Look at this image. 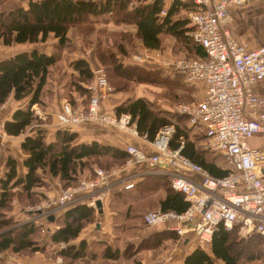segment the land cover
Here are the masks:
<instances>
[{
  "label": "trees",
  "instance_id": "obj_1",
  "mask_svg": "<svg viewBox=\"0 0 264 264\" xmlns=\"http://www.w3.org/2000/svg\"><path fill=\"white\" fill-rule=\"evenodd\" d=\"M130 1L27 0L26 4H22L20 0H0V44L32 45L44 41L51 34L57 38V47H62L69 39L70 29L74 28L83 39H88L87 37L95 32V23L109 19L112 16L110 13L114 12L118 19L133 22L137 28L135 34L130 31L104 30L102 34L105 43L102 46L99 33L102 29L97 30V56L106 70L108 82L114 90L127 89L130 83L127 80L151 82L162 87L161 94L170 97V92L180 85L179 79L176 75L172 77L166 75L164 69L157 63L153 64L154 68L147 67V64L151 63H131V50L135 47L133 38L137 37L148 48L164 50L170 47L176 54L204 57L203 47L190 36V28L186 25L187 17L172 18L177 6L186 10L187 5L174 0L161 16L159 13L162 0L149 2L141 0L140 3L128 7ZM165 34L172 37V44H163L162 38ZM184 49L191 53L183 54ZM117 53L120 54L119 57ZM69 66L71 71L63 69L60 53H47L36 46L18 49L0 57V107L9 98L16 100L27 98L25 105L15 108L11 117L3 124L5 133L24 135L21 150L25 154L23 164L26 172L23 176L18 175L16 157L7 149L4 169L0 175V252L10 250L18 256H23L33 254L37 250L46 251L47 243L41 241V224L32 218L16 222L11 216L5 215L4 211L11 209V199L14 196L22 202L33 200V195L42 196L34 188L43 183L44 174L58 177L60 182L67 186L74 183L79 174L89 168L92 162L109 169L114 164H123L128 157L124 149L97 140L78 141L76 132L68 127L58 128L54 138L46 140L44 128L36 124L40 118L31 107L38 103L45 108L48 102L47 90L52 78L55 77L54 73L58 74L57 78L65 90L62 95L65 94L70 100H73L72 91L79 94L88 93L85 84L93 76L89 62L84 58H75L69 62ZM124 111H128L135 119L138 133L146 134L149 139H153L158 129L168 122H173L176 126L171 139L172 146L176 145L180 135L187 136L188 128L184 115L158 109L143 96L129 97L115 106L114 113L120 114ZM182 152L192 161L200 163L212 175H222L227 171L225 167L215 166L214 161L207 159L212 155L210 151L195 149L193 141L185 140ZM152 177L158 178L148 183ZM160 184L165 189V195L156 194L161 209L182 211L186 207L187 202L182 193L171 187L168 174L162 173L160 176L147 174L118 196V201L127 205L126 211L129 212L127 221L121 225V230L132 232L130 221L142 219L144 213H137L136 209L129 206L127 192L141 185H148L152 189ZM93 217V207L79 202L71 204L59 215L61 223L50 233L49 244L73 239L89 221L93 220ZM164 232H153L150 237L140 240L135 246L127 238L124 250L117 245L113 250L106 246L105 255L115 260L116 264H140L142 250L149 245L152 246L153 240L158 242L157 246L163 243L166 237ZM165 233L170 236V242L165 243L163 247L171 246L179 238L173 231ZM263 240L264 238L256 232L241 235L239 225L226 229L220 224L207 244L208 249L198 244L184 256L182 264H217L215 259H219L221 264H250L257 259L264 261ZM50 252L52 256L61 255L65 264H77L78 259L95 255L93 250L87 249L83 241L79 248L68 245ZM0 264L9 263L0 256Z\"/></svg>",
  "mask_w": 264,
  "mask_h": 264
},
{
  "label": "built area",
  "instance_id": "obj_2",
  "mask_svg": "<svg viewBox=\"0 0 264 264\" xmlns=\"http://www.w3.org/2000/svg\"><path fill=\"white\" fill-rule=\"evenodd\" d=\"M178 1L187 5L190 36L203 47L205 56L175 55L170 49L145 47L131 57L140 63H157L166 73H181L188 81L204 83L200 98L194 102H175L173 110L184 115L188 124L204 130L203 147L221 152L227 171L215 176L189 159L182 152L183 136L172 146L176 129L173 122L162 125L150 140L155 148L152 153L127 144V162L143 164L149 170L159 167L168 174L171 187L181 192L187 202L182 211L160 207L146 210L142 220L145 226L170 222V228L179 236L194 234L203 246L209 244L220 224L226 229L239 225L241 235L256 232L264 238V174L261 172L264 147L251 146L247 141L253 134L264 136V96L254 89L255 83L264 78V43L249 48L225 24L228 5L240 6L246 0ZM85 87L89 93L87 107L83 110L64 98L60 123H111L126 132L139 134L136 121L128 111L116 114L101 110L100 100L110 89L103 67L94 68L93 77ZM3 124L1 121L2 128ZM93 171L91 176H78L76 184L62 187L58 194L46 195L24 209L35 220L39 217L48 220L57 209L77 200H85L97 208L96 201H102L112 185L103 167H95ZM132 184V181L125 182L124 188ZM110 264L116 263L112 260Z\"/></svg>",
  "mask_w": 264,
  "mask_h": 264
},
{
  "label": "crops",
  "instance_id": "obj_3",
  "mask_svg": "<svg viewBox=\"0 0 264 264\" xmlns=\"http://www.w3.org/2000/svg\"><path fill=\"white\" fill-rule=\"evenodd\" d=\"M22 4H26L27 0H20ZM152 0H144V2H149ZM174 0H162V8L160 9L159 15L163 16L168 7L173 3ZM141 0H131L128 7H132L133 4L136 5L140 3ZM227 19L226 26L230 29L231 34L237 40H244L247 42L249 48H255L258 45L264 43V0H246L244 4L240 6H235L233 4H229L227 7ZM109 19L95 23V32L91 35L97 37V40H94L91 45L84 44V40L82 35L78 33L74 28L68 31L69 39L68 41L62 45V47H57V38L53 35H49L44 41H40L34 44H18V45H4L0 44V47L13 48L15 46H23L18 49H25L31 46H36L39 49L47 52H57L60 53V62H62V52H67L69 56V62L74 60L75 58H84L89 62L92 70L95 67L99 66L101 63L97 56V43H98V32L100 29H110L109 27H113L111 29L116 31H130L132 34L136 32V24L129 21H124L118 19V16L114 13H110ZM186 11L184 8L177 6V11L172 14V18H185ZM187 25V24H186ZM47 41H50L48 45H52V47L43 46ZM96 42V43H95ZM163 44L170 45L172 44V37L169 34H165L162 38ZM101 46L104 44V40H100ZM25 45H29L24 47ZM135 48L143 47V43L140 39L135 37L134 39ZM170 48V47H168ZM17 48L12 49L13 51L1 55L0 57L9 55L13 53ZM69 50V52H68ZM132 55V54H131ZM119 57L120 54L117 53ZM132 61L131 63H139L130 57ZM69 62L67 63L69 65ZM67 66V65H66ZM147 67L154 68V65L147 64ZM71 69V67H70ZM72 70V69H71ZM165 73V71H164ZM169 77L177 76L179 79L180 85L178 86L179 91L185 97L191 99L190 102L196 101L200 98L204 93V83L201 81L191 82L186 80L181 73L178 72H170L165 73ZM58 79V78H57ZM127 80V79H126ZM129 83L127 89L114 90L112 89L109 92L107 99H104L102 104L103 107L109 110L115 111V106L123 102L125 99L129 97H139L143 96L146 99L150 100L158 109L166 111L168 113L173 112V107L176 100H170V97L161 94L162 87L155 83L149 82H136L134 80H127ZM53 83V81L51 80ZM54 86L57 85L58 81H54ZM110 83V82H109ZM111 85V84H110ZM143 85V86H142ZM151 86L153 88H144ZM112 87V85H111ZM113 88V87H112ZM55 89V88H53ZM255 92L264 96V78L257 81L254 85ZM58 94V90H54ZM60 96V94H59ZM72 103L82 104L80 101L82 98L77 96L76 91H72ZM58 97V95H57ZM56 97V98H57ZM65 98V94L61 96ZM77 97V98H76ZM59 98V97H58ZM27 98L22 99H14L9 98L6 103H4L0 107V120L4 122L5 120L11 117L13 110L17 107H22L25 105ZM84 103V101H83ZM36 104V103H34ZM85 105V104H84ZM108 105V107H107ZM32 108V107H31ZM33 110V109H32ZM58 107L53 104V102H47V105L44 109H41L36 115L41 117L42 119L49 118L51 119L50 123L43 122L42 127L44 128L45 138L46 140H52L55 136V131L60 127H68L70 130H73L77 134L78 141H91L97 140L100 143L108 144L115 146L120 149H124L126 151V145L129 143L135 144L138 147L142 148L148 153H152L155 151V148L151 144L150 140L147 136L144 137L142 134H132L129 132H125L122 130H115L111 127H104V130H99L98 125H93L94 129L91 130L86 125L93 123H75V124H62L57 120V111ZM35 113V112H34ZM185 125L188 128L187 136H183L185 140L193 141L194 148L199 150H204L203 142L205 137V132L199 126H193L187 123L185 120ZM23 134L19 135H9L5 133L0 139V175L3 171L4 161L6 156V150L10 149L17 160V172L18 175L23 176L26 172V167L23 164V159L25 154L21 150V141L23 139ZM249 145L254 147H264V136L261 134H253L247 138ZM127 152V151H126ZM128 154V153H127ZM202 154V153H201ZM210 161H214V165L220 168H226V163L224 166L223 160H218L213 154L208 156ZM100 166L96 162H92L90 167L83 170L80 175L93 174V170L95 167ZM113 172H115L111 177V187L107 189L108 191L104 195L103 200L101 201V205L93 207L94 209V217L92 221H89L78 233L76 237L69 240L68 242L59 241L56 243H52L51 245L48 242L50 237V233L53 232L57 227H59L61 220L59 219V215L68 207L59 208L55 211L54 217L52 220L50 218L45 220L43 217H39L36 222L42 225L44 231H41L44 236L41 241L47 243L46 245V253H49V256L45 255L42 250H37L31 256H18L14 255L9 258V264H65L61 255H54L52 257V253L50 250L58 251L59 249L68 246L74 245L76 248H79L80 243L83 241L87 249L90 251H94L93 256L88 255L85 256L86 261H93L94 264H98V262L102 260H113L110 257L105 255V248L108 246L111 250L115 248V246H119L121 250H124L126 247V239H129V242H133L134 246L137 243L144 239L150 237V234L157 231H165L170 232L173 229L170 228L167 224H157L153 226H145L144 222L141 218L132 220L129 223V226L133 228L132 232H125L121 230V225L127 221V217L129 212L126 211L127 205L122 204L118 201V196H121L123 191L129 189L124 188V183L127 181H132L134 184L139 180H142L147 174H152L156 176H160V174L164 173L160 170V168H156L155 170H149L148 166L138 163L127 162V158L123 164H114L111 166ZM264 174V166L261 170ZM158 178V177H157ZM152 177L148 183L157 179ZM43 183L41 185L36 186L34 190L40 192V194L44 195H55L58 194L61 189V183L58 177H53L49 174H44L42 177ZM154 185V184H153ZM149 187V189H147ZM131 188V186H130ZM159 192V193H158ZM156 194L165 195L164 186L161 184L156 188L150 186L141 185L139 188H133V190L127 192L126 197L129 200V206L131 205L134 209L137 210V213L142 214L149 209H155L160 207L159 201L156 199ZM79 203H85V200L77 201ZM76 202V203H77ZM19 208H14L10 216L15 219H22L20 221H25L27 219L33 218V214L24 209V206L18 203ZM88 205V204H87ZM18 206V205H16ZM90 206V205H88ZM16 209V211H15ZM131 215V214H130ZM19 216V217H17ZM34 219V218H33ZM164 232L166 236L163 239V243L157 246L158 242L151 241L152 246L149 245L145 247L141 252V263L140 264H182L184 256L191 251L194 247L198 245L196 241H193L188 235L185 237L179 236L175 242L171 244V246H167L163 248L164 244L170 242V236ZM176 233V232H175ZM131 234V235H129ZM177 234V233H176ZM129 235V236H128ZM168 235V236H167ZM50 245V246H49ZM156 246V247H153ZM50 247V249H49ZM155 250V253L152 251ZM1 256V255H0ZM57 258V259H56ZM83 258L78 259L77 263L82 264ZM221 264V263H220Z\"/></svg>",
  "mask_w": 264,
  "mask_h": 264
},
{
  "label": "rangeland",
  "instance_id": "obj_4",
  "mask_svg": "<svg viewBox=\"0 0 264 264\" xmlns=\"http://www.w3.org/2000/svg\"><path fill=\"white\" fill-rule=\"evenodd\" d=\"M110 29H103L102 31H100L99 33L101 34V39L100 40H104V36H103V34L102 33H104V30H107L108 32H113V31H116V30H113V29H111V28H113V27H109ZM133 36V35H132ZM88 39H83L84 40V44H86V45H88V44H90L91 45V43L93 42L94 43V40H97V37H96V35L95 36H93V35H91L90 34V36L89 37H87ZM135 38H133V40H134ZM132 40V41H133ZM111 41V39H109V42ZM50 41H47L43 46H45V47H52V45H48V44H50L49 43ZM96 43V42H95ZM105 43V42H104ZM27 46H29V45H25L24 47H27ZM21 47H23V46H15V47H13V48H6V49H4V48H2V47H0V56L1 55H4V54H7V53H9V52H11V51H13L12 49H15V48H21ZM143 48H145V46H143V47H141V48H133L131 51V53L132 54H134V53H137V52H141L142 51V49ZM168 49H170V48H165L164 50H168ZM171 50V49H170ZM65 53H63L62 52V62H63V64H62V66H63V69L64 70H67V71H71V69H70V66L67 64L69 61V56H72V55H67V52L66 51H64ZM68 52H69V50H68ZM164 53L165 52H167V51H163ZM172 52L174 53V51L172 50ZM184 53L183 54H189V53H191L189 50H187V49H184V51H183ZM151 53H155L154 51H151ZM175 55H177L176 53H174ZM67 65V66H66ZM100 66L101 67H103V65H101L100 64ZM103 69H104V67H103ZM104 71H105V74H106V78L108 79V76H107V73H106V70L104 69ZM129 74V73H128ZM54 75H55V77L54 78H52V81H53V83L51 82V85H50V87L48 88V90H47V95H48V101L50 102H53V104L55 105V106H57L58 107V112H57V120L59 121V122H61V106H62V100L64 99V98H62V97H60L61 96V93L63 92V91H65L63 88H62V83H61V81L59 80V79H57V77H58V74L57 73H54ZM93 77V76H92ZM54 81L56 82V81H58V83H56L57 85H55L54 86ZM88 83V82H87ZM109 83V82H108ZM109 85H110V83H109ZM143 86V85H142ZM148 86V85H147ZM53 88H55V89H57L58 91V97H57V95H55V89H53ZM144 88H153V87H151V86H148V87H144ZM113 88L111 87V85H110V89L105 93V96H103L102 98H101V100H100V108H101V110H103V111H105V112H110V113H113V111L112 110H109V109H106V108H104L103 107V104H102V102H103V100L104 99H107V97H108V95H109V92L112 90ZM59 94H60V96H59ZM76 94H77V96H79L80 98H82L81 99V103L82 104H77V106H79V108H81V109H85L86 107H87V104H88V100H89V93H87V94H79L78 92H76ZM171 94H173V95H171ZM57 97V98H56ZM65 98H67V99H69L68 97H65ZM77 98V97H76ZM172 99H174V100H176V102H178V101H186V102H190L191 101V99H189L188 100V98H185L182 94H181V92L179 91V89L177 88L176 90H173V91H171L170 92V100H172ZM70 100V99H69ZM71 101V100H70ZM83 101H84V103H83ZM72 102V101H71ZM85 104V105H84ZM107 107H108V105H107ZM32 109H33V111L35 112V114H38L39 115V111L41 110V109H43L42 108V106L40 105V104H38V103H36V104H33L32 105ZM174 113H176L175 111H173ZM40 119L38 120V122L36 123V124H38V125H40V126H42V124H43V122H45V123H50L51 122V119H50V117L49 118H46L45 117V119H42L41 117H39ZM0 123H1V120H0ZM79 123H93V122H88V121H83V122H79ZM98 125L99 127V130H104V127L103 126H105V127H111L112 128V130H113V128L115 129V130H122L121 128H119L118 126H116V125H114V124H111V123H108V124H99V123H93V124H89V125H86L87 127H89L91 130H93L94 129V127H93V125ZM122 131H124V130H122ZM126 132V131H125ZM5 134V132H4V130H3V128L0 126V139L2 138V136ZM205 150H207V151H210V153L211 154H213L218 160H223V163H224V166H225V161H224V157H223V154L221 153V152H219V151H217V150H214V149H212V148H210V147H206L205 148ZM101 167H103V166H101ZM104 168V167H103ZM107 172H108V176H107V178H110L115 172H113V169L110 167L109 169H106V168H104ZM80 176H91V174H87V175H80ZM61 183V182H60ZM73 184H76V181L74 182V183H72V184H70V185H73ZM61 188L62 187H65L62 183H61ZM44 198V195H42V196H36V195H33V200H31V201H28V202H22V201H20L19 200V198L17 197V196H14L12 199H11V209H8L7 211H4V213H5V215L6 216H10L11 214L13 215V213H12V211H13V209L14 208H19V204L18 203H20V204H22L24 207H27V206H29L30 204H34V203H37V202H40L41 201V199H43ZM78 201V200H77ZM76 202V201H75ZM16 205H18V206H16ZM65 207V206H64ZM60 208H62V207H60ZM15 211H16V209H15ZM17 217H19V216H17ZM12 219L14 220V221H16V222H21L20 220H22V219H15V218H13L12 217ZM33 219V218H32ZM27 220H29V219H27ZM37 220V219H36ZM41 231H44V228H41V230H40V232ZM42 233V232H41ZM44 235V234H43ZM43 235H41V239L44 237ZM188 236L193 240V241H196L198 244H200L201 243V241L199 240V238L197 237V236H195L194 234H188ZM238 236L240 237V234H238ZM204 247H206L207 249H208V246L207 245H204ZM262 247L264 248V240H263V242H262ZM163 248H165V247H163ZM47 249V248H46ZM44 252V251H43ZM35 253V252H34ZM33 253V254H34ZM152 253H155V250L154 251H152ZM33 254H26L27 256H31V255H33ZM44 254L45 255H47V256H49V253H46V252H44ZM0 255H1V257H3V259H5L6 260V262H7V260H9V258H11V256H14V255H16V253H13V252H11L10 250H6V251H1L0 252ZM26 255H23V256H26ZM52 257H54V256H52ZM57 259V258H56ZM112 260H102V261H100V262H98V264H110V262H111ZM215 261H216V263L217 264H220L221 263V261L219 260V259H215ZM113 262H115L116 263V261L115 260H113ZM77 264H81V263H77ZM82 264H94L93 263V261H86L85 259L84 260H82ZM250 264H264V261L262 260V259H257V260H254V261H252V262H250Z\"/></svg>",
  "mask_w": 264,
  "mask_h": 264
},
{
  "label": "water",
  "instance_id": "obj_5",
  "mask_svg": "<svg viewBox=\"0 0 264 264\" xmlns=\"http://www.w3.org/2000/svg\"><path fill=\"white\" fill-rule=\"evenodd\" d=\"M96 203H97L98 206L101 205V201L100 200H97ZM53 217H54V214H50L48 218H50V220H52Z\"/></svg>",
  "mask_w": 264,
  "mask_h": 264
}]
</instances>
